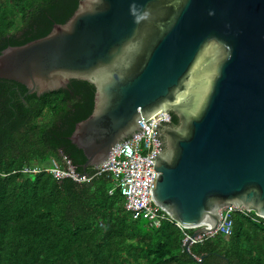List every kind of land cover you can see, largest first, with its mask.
I'll return each mask as SVG.
<instances>
[{"label": "water", "instance_id": "water-1", "mask_svg": "<svg viewBox=\"0 0 264 264\" xmlns=\"http://www.w3.org/2000/svg\"><path fill=\"white\" fill-rule=\"evenodd\" d=\"M0 80L37 97L71 80L94 87L93 110L69 137L83 170L140 120L173 114L150 194L193 230L185 247L225 207L264 220V0H80L45 37L3 50Z\"/></svg>", "mask_w": 264, "mask_h": 264}, {"label": "trees", "instance_id": "trees-1", "mask_svg": "<svg viewBox=\"0 0 264 264\" xmlns=\"http://www.w3.org/2000/svg\"><path fill=\"white\" fill-rule=\"evenodd\" d=\"M79 1L0 0V53L45 37ZM26 91L0 80V264H264V220L254 212H234L228 235L185 247L193 230L133 219L118 191L109 195L107 175L76 183L23 173L60 158L78 174L94 172L69 141L93 110L94 87L71 80L39 97Z\"/></svg>", "mask_w": 264, "mask_h": 264}, {"label": "built area", "instance_id": "built-area-1", "mask_svg": "<svg viewBox=\"0 0 264 264\" xmlns=\"http://www.w3.org/2000/svg\"><path fill=\"white\" fill-rule=\"evenodd\" d=\"M169 123L170 115L167 113L156 115L149 121L140 120L139 130L126 140L117 143L111 149L108 158L101 165L93 168V173L78 174L75 167L65 158L63 160L66 162V167H61L52 161L48 167L24 169L23 173L37 174L46 171L55 179L69 178L76 183H86L93 178L107 175L113 186L109 195L118 191L124 200L125 210L133 219L142 218L154 228H158L163 221H170L183 231L185 228L159 210L150 194V189L155 188L157 174L154 172L152 159H155L163 149L159 129ZM234 212H240L245 216L250 214V211L243 208L225 207L220 211L218 227L209 234L191 239L189 244L201 242L205 237L217 234L228 235L231 228V215ZM187 239H190V236L185 237V241Z\"/></svg>", "mask_w": 264, "mask_h": 264}, {"label": "flooded vegetation", "instance_id": "flooded-vegetation-1", "mask_svg": "<svg viewBox=\"0 0 264 264\" xmlns=\"http://www.w3.org/2000/svg\"><path fill=\"white\" fill-rule=\"evenodd\" d=\"M167 114L170 115V123L167 124V125H163L162 127H165V126H171V127H173V126H172V117H171V113H167ZM160 138H161V137H160ZM161 142H162V148H163V141H162V139H161Z\"/></svg>", "mask_w": 264, "mask_h": 264}, {"label": "rangeland", "instance_id": "rangeland-1", "mask_svg": "<svg viewBox=\"0 0 264 264\" xmlns=\"http://www.w3.org/2000/svg\"><path fill=\"white\" fill-rule=\"evenodd\" d=\"M60 160H61V161H60L61 163H58V162H57V163L60 164L61 166L66 167V162H65L62 158H60ZM112 188H113V186H112ZM112 188H111V189H112Z\"/></svg>", "mask_w": 264, "mask_h": 264}]
</instances>
